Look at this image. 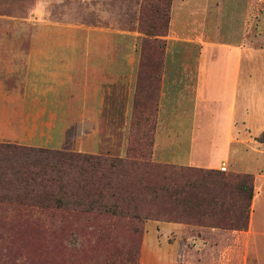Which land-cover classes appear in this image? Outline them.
I'll return each mask as SVG.
<instances>
[{"label": "rangeland", "instance_id": "obj_1", "mask_svg": "<svg viewBox=\"0 0 264 264\" xmlns=\"http://www.w3.org/2000/svg\"><path fill=\"white\" fill-rule=\"evenodd\" d=\"M163 2L171 6V0H0V60L7 59V54H3L10 51L13 60L10 70L0 63V142L157 163L151 158L149 139L157 106L165 27L161 24L151 29V23L158 3ZM251 10L250 63L255 111L257 105L264 109V95H259L264 92V0H251ZM175 29L178 27L173 26L172 30ZM84 46L117 51L124 64L135 65V78L130 85L125 82L123 89L108 92L109 103L102 117L87 118L83 105H78V111H73L60 126L57 115L53 116L59 111L58 104L29 103V100L42 99V91L50 95L49 100L53 96L60 98L61 87L51 82L37 85L32 79L33 71L27 72L29 81L20 80L21 73L14 60L19 50ZM73 86L66 88L71 92L64 89V96L82 97V84L78 91ZM21 92L22 96L26 93L23 102ZM90 127L95 129L92 136L97 145L95 151L84 145ZM61 129L62 142L57 144ZM46 137L50 142H43ZM139 151L141 156H137ZM218 170L230 176L239 174ZM139 171L138 174L128 171L121 184L130 183L137 188L144 183L152 185L153 176ZM156 182L157 185L159 181ZM145 197L149 200L143 205L147 210H137V218H126L127 214L112 204L119 201L110 197L100 201H95V196L79 199L83 204L71 197L66 206H60L53 198L39 201L0 190V264H104L112 256H125L118 264H148L149 255L156 249L152 241L195 236V226H201L195 222L145 217L152 209L151 196ZM219 229L220 232L201 230L199 236L219 239L221 257L241 256V244L229 249L225 242L235 237L227 233L228 229Z\"/></svg>", "mask_w": 264, "mask_h": 264}, {"label": "crops", "instance_id": "obj_2", "mask_svg": "<svg viewBox=\"0 0 264 264\" xmlns=\"http://www.w3.org/2000/svg\"><path fill=\"white\" fill-rule=\"evenodd\" d=\"M169 14L151 158L180 166L249 173L252 194L246 228L228 230L235 239L225 242L229 249L241 244V256L221 257L219 239L199 236L201 230L221 229L195 226L191 238L152 241L156 249L148 264H264V109L258 105L252 109L251 0H171ZM173 26L178 29L172 30ZM6 54L8 58L0 63L10 70L11 51ZM16 56L20 80L29 81L27 72L33 71L37 85L51 82L61 87L60 98L51 94L49 100L50 95L42 91V99L29 100L58 104L59 111L53 116L57 115L60 126L78 111V105H83L87 118L102 117L109 103L108 92L123 89L125 82L130 85L135 78V65L124 64L123 57L107 47H45L19 50ZM257 83L261 88V80ZM80 84L83 98L64 96L71 92L67 87L74 85L78 91ZM22 94L23 102L26 93ZM90 130L85 133L84 145L95 151V129ZM59 132L57 144L62 142V129ZM49 139L43 138V142Z\"/></svg>", "mask_w": 264, "mask_h": 264}, {"label": "trees", "instance_id": "obj_3", "mask_svg": "<svg viewBox=\"0 0 264 264\" xmlns=\"http://www.w3.org/2000/svg\"><path fill=\"white\" fill-rule=\"evenodd\" d=\"M159 4L151 29L163 24L166 32L170 3ZM154 126L155 116L150 147ZM137 153V156L142 155L140 151ZM142 160L139 163L128 157L0 142V190L14 191L23 198L39 201L53 198L60 206H66L69 203L67 199L71 197L77 198L76 202L91 196L96 197L95 201L110 197L119 201L112 204L121 208L120 212H125L126 218H137V210H147L143 205L149 201L145 200L148 195L151 196L152 206L149 208L152 211L148 209L145 217L152 215L167 220H187L201 226L228 230L246 228L252 194L251 174L230 176L218 169ZM139 169L153 176L150 180L152 185L144 183L137 188L130 183L121 184V179L129 175L128 171L138 174ZM157 180L159 183L156 185ZM122 258L125 256H112L104 264H118ZM127 261L130 262V259Z\"/></svg>", "mask_w": 264, "mask_h": 264}, {"label": "built area", "instance_id": "obj_4", "mask_svg": "<svg viewBox=\"0 0 264 264\" xmlns=\"http://www.w3.org/2000/svg\"><path fill=\"white\" fill-rule=\"evenodd\" d=\"M258 1H260V0H258ZM223 168V167H222Z\"/></svg>", "mask_w": 264, "mask_h": 264}]
</instances>
